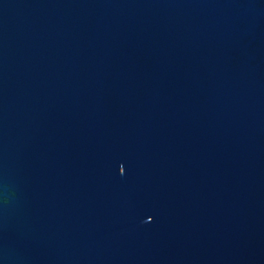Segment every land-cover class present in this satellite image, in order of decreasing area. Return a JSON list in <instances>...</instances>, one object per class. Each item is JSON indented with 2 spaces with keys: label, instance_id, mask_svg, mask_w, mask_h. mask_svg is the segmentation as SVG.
Instances as JSON below:
<instances>
[{
  "label": "water",
  "instance_id": "1",
  "mask_svg": "<svg viewBox=\"0 0 264 264\" xmlns=\"http://www.w3.org/2000/svg\"><path fill=\"white\" fill-rule=\"evenodd\" d=\"M0 264H264V0H0Z\"/></svg>",
  "mask_w": 264,
  "mask_h": 264
}]
</instances>
